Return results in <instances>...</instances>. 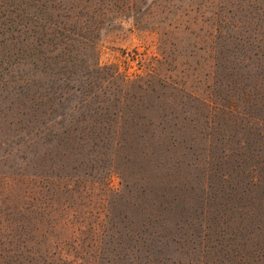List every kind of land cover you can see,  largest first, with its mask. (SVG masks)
I'll use <instances>...</instances> for the list:
<instances>
[{"label": "rangeland", "instance_id": "rangeland-1", "mask_svg": "<svg viewBox=\"0 0 264 264\" xmlns=\"http://www.w3.org/2000/svg\"><path fill=\"white\" fill-rule=\"evenodd\" d=\"M251 167L264 0H0V264H264V228L203 245L185 225L152 259L125 232L161 218L146 196L214 206Z\"/></svg>", "mask_w": 264, "mask_h": 264}, {"label": "trees", "instance_id": "trees-1", "mask_svg": "<svg viewBox=\"0 0 264 264\" xmlns=\"http://www.w3.org/2000/svg\"><path fill=\"white\" fill-rule=\"evenodd\" d=\"M22 12V10H21ZM8 19V18H6ZM9 25L5 27V41L14 36V33H20L15 27L14 20L7 22ZM13 39V38H12ZM2 44H4L2 42ZM133 143L127 141V146ZM138 156H131L130 163H138ZM238 173V178L230 180L229 176L226 180L225 192L227 194L223 203L217 196L212 200H216L217 204L212 206L208 204V196L205 191L203 202L200 203L198 209H195V201L185 195L176 194L175 196L168 194L165 190L153 193L144 198V204L158 211L161 215L160 219H153L144 216L142 221L129 224V228L125 231L131 234L130 240L135 245H142L145 248L148 259L156 257L157 251L161 245H168L170 236L173 242H176L177 236L181 240L184 236L185 225L191 228H200L202 235V243L216 241L217 243H237L249 244L254 239H259L262 229L264 228V168H245ZM244 179H248L247 182ZM150 193V192H149ZM215 207V210H211ZM154 221V222H153ZM208 223H210L208 225ZM139 225V227H138ZM208 225V226H207ZM162 227L166 235H162L159 230L154 229ZM192 231V230H191ZM191 236V233L188 234ZM215 237V238H214Z\"/></svg>", "mask_w": 264, "mask_h": 264}]
</instances>
